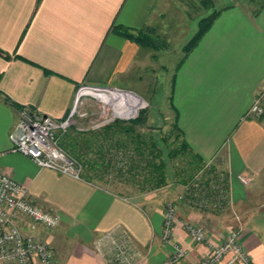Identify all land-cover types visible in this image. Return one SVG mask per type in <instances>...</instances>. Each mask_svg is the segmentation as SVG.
I'll list each match as a JSON object with an SVG mask.
<instances>
[{
    "label": "crops",
    "instance_id": "0c3cea01",
    "mask_svg": "<svg viewBox=\"0 0 264 264\" xmlns=\"http://www.w3.org/2000/svg\"><path fill=\"white\" fill-rule=\"evenodd\" d=\"M189 1L40 0L36 9V0H0V51L9 55L0 56V171L60 219L50 231L38 226L32 232L53 248L54 264H109L106 233L128 240L134 264L167 261L172 244L160 238L157 200L123 199L16 153L8 139L18 110L27 107L60 121L79 86L145 89L163 67L157 65L162 49L142 48L110 28L150 26L160 36L170 25L166 31L185 34L212 12L219 14L175 69L172 91L169 87L184 140L202 162L227 174L230 209L237 217L184 207L175 201L177 189L168 196L178 217L171 240L187 255L171 264L198 262L238 226L250 261L264 264V115L247 116L264 88V0H203L197 17L189 16ZM242 175L247 185L239 183ZM182 220L203 226L206 241L188 239Z\"/></svg>",
    "mask_w": 264,
    "mask_h": 264
},
{
    "label": "built area",
    "instance_id": "2783aa9c",
    "mask_svg": "<svg viewBox=\"0 0 264 264\" xmlns=\"http://www.w3.org/2000/svg\"><path fill=\"white\" fill-rule=\"evenodd\" d=\"M83 89L90 90L85 86V88H80L77 91ZM102 91L104 94L127 92L128 96L135 95L128 92V90L112 89ZM90 92L98 93L99 90L95 91L92 89ZM83 94L78 95V92L76 93L72 103L73 106L68 111L69 115L67 113L66 118L60 121L50 116L41 115L36 110H29L27 107H22V109L18 110L17 121L12 126L8 139L10 144H12V149L22 156H27L41 169H52L60 175H67L72 179H80L82 167L77 162L78 160L67 155L63 148L60 147L57 137L58 132L73 124L70 116L77 105L78 98ZM260 101V96L255 98L249 108L248 117L257 119L263 115V109L259 105ZM126 102L129 104L130 101L126 99ZM118 107L117 105L116 108ZM116 117L122 118L117 115ZM210 164L207 163L206 168ZM217 175L216 177L210 175L209 178L212 180L209 181V189H203L198 185L200 181V175H198L191 183L184 185L185 191L176 197L177 201H186L190 207L198 208L197 210L223 207L230 200L228 198L229 189L222 186L224 176L221 174ZM237 178L241 185H247L249 181L243 175ZM26 189L14 178L0 171V264H54V250L52 247L44 240L38 239L32 232L38 226L43 228V230L50 231L59 225L60 219H58L55 212L47 211L43 207L34 204L30 200L29 195H27ZM174 209L175 206L172 203H168L163 212L160 238L163 242L172 244V254L167 261L161 264L177 262L187 255L184 246L173 243L171 240L173 233L172 224L175 220ZM181 227H183L187 238L192 242L194 241L198 244L206 241V233L201 226H197L194 223L181 222ZM225 238L224 241L211 248L207 256L194 264H222V260L227 256L229 258L224 264H233V262L253 264L249 259L248 253L242 248L238 231L231 230ZM104 239L109 246L106 254L109 264H134L133 255L129 251L130 243L127 242V239L123 237L122 239L120 237L116 238L113 233H106Z\"/></svg>",
    "mask_w": 264,
    "mask_h": 264
},
{
    "label": "trees",
    "instance_id": "16d2710c",
    "mask_svg": "<svg viewBox=\"0 0 264 264\" xmlns=\"http://www.w3.org/2000/svg\"><path fill=\"white\" fill-rule=\"evenodd\" d=\"M40 0H36V9L39 6ZM219 12H212L209 17L200 19L198 22V30L193 34L182 47L184 56H182L176 68L180 67L184 62L186 55L191 53L200 39L209 30L213 19L218 16ZM256 14V13H255ZM120 37L126 38L130 42H135L142 48H150L153 51H160L165 49V41L155 35V29L150 26L141 30H130L124 26H112L110 28ZM0 56L9 58V55L0 51ZM174 68V71L175 69ZM175 81V74L173 73L170 87L173 89L172 84ZM172 93L168 95L167 100L169 109L174 113L171 122L170 134L176 139V146L174 143H168L166 136L155 138L153 134L142 135L137 132V127H144L146 121L145 110H140L136 118L131 120H116L102 126L99 132H88L86 135L75 133L74 135H64L58 139L60 147L72 158L78 160L80 167H82V174L80 179L93 184L102 182L103 177L109 173H116L122 180H137L141 184V189L144 191H152L165 187L167 183V176H165L166 162L165 159L172 161L178 158L184 160V167L179 168V173L182 174L184 179L180 180L183 185L189 184L194 176L200 175L198 185L201 188L209 189L210 175L216 177L221 174L224 176L222 186L227 187L228 177L227 174L220 170L215 171L214 166L206 168L207 162H202L199 155L194 153V150L189 148L188 144L182 136V131L177 124L178 112L173 105L171 97ZM169 134V135H170ZM173 146V147H172ZM92 148L97 159L92 157H82L84 152L82 150ZM165 148L167 151L164 159L162 150ZM217 175V176H218ZM180 177V175H176ZM189 180V181H188ZM187 181V182H186ZM187 183V184H186ZM182 185V186H183Z\"/></svg>",
    "mask_w": 264,
    "mask_h": 264
},
{
    "label": "rangeland",
    "instance_id": "374dc122",
    "mask_svg": "<svg viewBox=\"0 0 264 264\" xmlns=\"http://www.w3.org/2000/svg\"><path fill=\"white\" fill-rule=\"evenodd\" d=\"M262 1V0H259ZM190 3L187 4V8L189 10V13L191 17L195 16H199L200 14L203 13V9H201V7L203 8V0H191L189 1ZM260 3V2H258ZM252 7H256L255 5H252ZM166 16H170L169 13L165 14ZM204 16H208V14L204 13ZM168 23V21H167ZM169 25V23L167 24V26ZM193 29L191 31H188L184 34L183 31H179L178 34L176 32V30H172L170 31H166L167 29L170 28V25L167 27V29L165 30L164 28H160L162 31L165 30L164 34L162 35H158L156 32L157 30H155V35L157 37L162 38L165 41V46L166 48L164 49H160L162 51L160 57H159V61L157 60V65L162 62L163 63V67L161 69V71H157L155 75L156 76H152L150 79V82L146 85L145 89L140 88L139 85L136 87H124V90L128 89L130 90H136L139 93H135L136 95H134L133 97L135 98L136 105L140 104V107L137 108L135 114L132 115V117L130 118H119L116 117V115L113 114V111L116 112V107L115 106H119L117 109L121 108V105L114 104V109L111 105L108 106L105 103H102L100 100H98L95 96H93L91 94V92L89 93V91L87 89H83L81 91H77L80 88H85V86H79L76 89V93L78 92V95L84 93L82 96H80L78 98L77 101V105L75 106V109L72 112V115L70 116V120L73 121V124H70L69 126L66 127V129L61 130V132H58V139L61 138L64 135H71V134H80V135H86L88 132H99L101 130L102 126H105L109 123H111L114 119L116 120H131L137 117L138 112L141 110H145V112L147 113L146 115V121L144 124V127L139 126L137 127V132H140L139 134L142 135H151L153 134L154 137L157 139L159 137H164L166 136L168 139V143H174L176 146L177 142L176 139L173 138V134H170V129H171V122L173 120L174 117V113L169 109V103L167 100L168 95L170 94V87H169V83L171 82V78L172 75L174 73V68H176L177 64H179L182 56H184V52H183V46L185 45V43L192 38L193 34L196 32V30H198V27H196L195 25H193ZM146 91V92H145ZM98 93H102L104 94V92L102 90H100ZM118 95V94H117ZM260 96V106L263 109V115H264V88L262 90L261 93H259ZM119 98V97H118ZM129 101V99H128ZM141 102V103H140ZM113 104V103H112ZM113 109V110H112ZM69 115V113H68ZM262 115V116H263ZM170 134V135H169ZM160 139V138H159ZM172 146V147H173ZM84 152L85 155H83L82 157L86 156V158L88 157H92V159H97V154L94 153V151L92 150V148H88V149H84L82 150ZM67 154V153H66ZM167 154V151L165 150V148L162 150V155L165 159ZM74 159V158H73ZM76 159V158H75ZM184 160L181 159H177V160H172L169 161L167 159H165V162L167 164L166 166V171H165V176H167L166 180V187L163 190H156L153 189L152 191H144L141 188V184H138L137 180L132 181L131 180H122L121 178L118 177V175L114 172L109 173L106 177H103V181L97 183V185L99 186V188H103L105 189V191L110 192L113 195H118L119 197L123 198V199H130L131 201H139L142 202V200L144 201H153V200H157L155 201L160 209H161V214L162 217L164 210L166 209V206L168 203H172L174 206V202H169L171 200H169L168 196L172 195L173 192H176V190L178 191L176 196H175V201H177L176 197H178L179 194H181L182 192L184 193L185 188L184 185L182 184V182L180 180L184 179V177L182 176V174H178L179 173V168L182 166L184 167ZM211 166H213V164H210ZM216 170H220V168L215 167V171ZM176 175H180V177H177ZM196 179V176L193 177V179L191 180V182ZM189 181V180H188ZM187 182V181H186ZM189 182V183H191ZM187 184V183H186ZM183 185V186H182ZM184 207H189L193 210L199 211V212H205L208 211L209 213L211 212H222L223 214H226L228 212L233 213L234 218L237 217V215H235V212L230 209V200L227 202V204L223 205V207H219L218 209H209V208H205V210H197L198 208H194V207H190L186 201H182L179 200ZM264 204V201H260V204ZM176 209V208H175ZM174 209V217L175 220L172 224V232L174 231V226L175 223L178 220L176 211ZM264 210V207H263ZM162 222H163V218H162ZM162 222H160V228L162 225ZM182 223H191V224H196L197 226H201L198 223H196L195 221H187V220H182ZM180 222V224H181ZM204 231L205 228L203 226H201ZM231 230H235L238 231L239 237H240V227L238 226V228H231L228 233H226L225 237L231 232ZM162 232V229H161ZM206 233V231H205ZM173 234V233H172ZM206 235V234H205ZM224 237V238H225ZM226 239V238H225ZM241 239V237H240ZM224 241V240H223ZM53 249V248H52ZM172 254V251H170ZM170 254V255H171Z\"/></svg>",
    "mask_w": 264,
    "mask_h": 264
},
{
    "label": "bare ground",
    "instance_id": "6f19581e",
    "mask_svg": "<svg viewBox=\"0 0 264 264\" xmlns=\"http://www.w3.org/2000/svg\"><path fill=\"white\" fill-rule=\"evenodd\" d=\"M89 92H90V90H89ZM91 94L93 96H95L98 100H100L102 103H105L110 107H111V105H112V107H114V104L115 105H117V104L121 105L120 109L116 108L117 111L114 112V114L117 116H120L122 118L132 117V115L135 112V109H137V107H139V105H136L135 101H137V100H135V98H134L135 96L134 97H133V95L128 96L127 92H124V93L114 92L111 94H102V93L91 92ZM126 99H129V101H130L129 104L126 102ZM124 102H126V103L124 104ZM137 103H138V101H137Z\"/></svg>",
    "mask_w": 264,
    "mask_h": 264
},
{
    "label": "water",
    "instance_id": "95a60500",
    "mask_svg": "<svg viewBox=\"0 0 264 264\" xmlns=\"http://www.w3.org/2000/svg\"><path fill=\"white\" fill-rule=\"evenodd\" d=\"M86 87H88L90 90H92V89H94L95 91H100V90H112V89H114V88H105V87H102V86H98V87H89V86H86Z\"/></svg>",
    "mask_w": 264,
    "mask_h": 264
}]
</instances>
